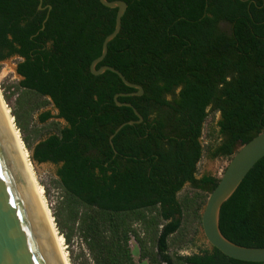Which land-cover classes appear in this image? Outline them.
I'll use <instances>...</instances> for the list:
<instances>
[{
	"label": "trees",
	"instance_id": "1",
	"mask_svg": "<svg viewBox=\"0 0 264 264\" xmlns=\"http://www.w3.org/2000/svg\"><path fill=\"white\" fill-rule=\"evenodd\" d=\"M122 1L121 31L97 69L111 66L144 89L118 98L144 122L116 134V155L110 137L138 118L114 97L136 90L90 66L117 9L99 0H43L44 10L40 0H0V63L17 57L22 78L3 97L14 99L11 115L32 161L58 167L59 234L68 245L80 238L86 264H138L133 239L142 264H264L209 243L181 254L203 234L202 213L220 182L197 177L211 119L220 116L208 152L228 164L264 130V0ZM49 106L56 116L43 111ZM220 230L237 245L264 248V158L223 204Z\"/></svg>",
	"mask_w": 264,
	"mask_h": 264
},
{
	"label": "water",
	"instance_id": "2",
	"mask_svg": "<svg viewBox=\"0 0 264 264\" xmlns=\"http://www.w3.org/2000/svg\"><path fill=\"white\" fill-rule=\"evenodd\" d=\"M110 9H117L114 31L103 41L102 53L95 59L90 70L94 76L109 71L123 83L136 90L129 94H117L114 101L119 107L131 108L137 121L121 125L110 137V145L117 155L113 139L120 130L129 125L144 122V118L130 103H121L119 97L142 96L144 89L130 83L126 77L111 66H97L108 54L109 44L120 33L122 19L128 5L122 0H99ZM246 1V0H241ZM39 10L43 7L40 0ZM51 10L52 6H48ZM49 15L43 23L45 27ZM264 158V130L246 145L240 146L220 178L216 189L208 197L202 213V231L207 242L225 256L234 260L264 263V248L237 245L226 239L220 230V211L223 204L234 194L254 166ZM0 264H64L56 241L36 195L13 132L0 103Z\"/></svg>",
	"mask_w": 264,
	"mask_h": 264
},
{
	"label": "rangeland",
	"instance_id": "3",
	"mask_svg": "<svg viewBox=\"0 0 264 264\" xmlns=\"http://www.w3.org/2000/svg\"><path fill=\"white\" fill-rule=\"evenodd\" d=\"M18 61L19 59L17 57H14L0 63V90L2 95H3V90H6V93L10 94L14 90L13 86L17 85L22 79L17 74ZM6 105L9 108V110L12 111L14 107V99H12L9 105L7 103ZM43 111H51L53 116H56L57 114V110L53 106H49L47 109ZM39 114L40 113L34 116L33 123L35 126L41 129L43 127L39 122ZM219 119H220L219 115H216L215 118L211 119V122L206 127L203 138L201 140L205 148V155L198 166V175H197L198 178L202 177L203 175H213L221 178L225 168L228 166V161L226 159H221V158L213 159L212 157H210V153L208 152V147H214L216 145L217 139H216L215 126ZM58 121L61 122L62 124H65L61 120ZM27 151L29 153V160L33 166L36 179L44 189V196L47 202V206L49 207L51 213L53 214V208H55L60 196L59 190L57 189V186L54 182V180L57 178L56 173L58 168L57 166L51 163L40 164L33 162L31 159L32 157L31 151H29L28 149ZM187 188L188 187H186V189ZM64 244L66 245L65 248L68 252V257L71 264L72 263L86 264L85 263L86 260L83 255L87 254V250L79 237H75L70 245H68L65 241ZM206 244H208V242L205 239L204 235L201 234L198 238L196 246L183 249L181 251V254L190 255L192 253L197 252L199 247L205 246ZM131 247L134 251L136 261L138 262V264H142L139 263V256L137 254V250L134 242L131 243ZM144 264H146V262Z\"/></svg>",
	"mask_w": 264,
	"mask_h": 264
},
{
	"label": "bare ground",
	"instance_id": "4",
	"mask_svg": "<svg viewBox=\"0 0 264 264\" xmlns=\"http://www.w3.org/2000/svg\"><path fill=\"white\" fill-rule=\"evenodd\" d=\"M0 103L2 105V108L4 110L6 118H7L8 122H9L11 130L13 132V135H14V138L16 140V143H17L18 149L20 151L21 157L23 159L25 168H26V170L28 172V175L30 177V180H31L32 185L34 187V190L36 192V195H37V197L39 199V202L41 204V207L43 209L45 217H46V219L48 221V224L50 226V229H51L52 234L54 236V239L56 241V244H57L58 250L60 252L62 261H63L64 264H71L70 260H69V257H68V252H67V250L65 248V246H66L64 244L65 240H64L63 236H61V234H59V232L57 230L54 217H53L49 207L47 206V202H46V199H45V196H44V189L38 183V181L36 179V176H35V173H34V170H33V166H32V164L30 163V160H29V153H28L27 149L25 148V144L22 141L21 134H20L19 130L17 129V127L15 125V121H14V118L12 117V115H11V111L9 110V108L7 107V105L5 103V100L3 99V95L1 94V90H0Z\"/></svg>",
	"mask_w": 264,
	"mask_h": 264
},
{
	"label": "flooded vegetation",
	"instance_id": "5",
	"mask_svg": "<svg viewBox=\"0 0 264 264\" xmlns=\"http://www.w3.org/2000/svg\"><path fill=\"white\" fill-rule=\"evenodd\" d=\"M58 168V167H57ZM133 242L135 243V247H136V250H137V242H136V240L135 239H133ZM137 254L139 255V252H138V250H137Z\"/></svg>",
	"mask_w": 264,
	"mask_h": 264
}]
</instances>
